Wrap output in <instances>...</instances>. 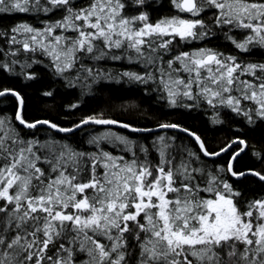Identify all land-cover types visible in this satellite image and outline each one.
<instances>
[{
    "label": "snow or ice",
    "instance_id": "obj_1",
    "mask_svg": "<svg viewBox=\"0 0 264 264\" xmlns=\"http://www.w3.org/2000/svg\"><path fill=\"white\" fill-rule=\"evenodd\" d=\"M162 7L0 0L20 16L0 27V264H264V167L243 163L264 165V0ZM102 83L135 86L132 118L71 119ZM35 85L78 91L68 119L28 113ZM192 112L231 134L169 118Z\"/></svg>",
    "mask_w": 264,
    "mask_h": 264
},
{
    "label": "trees",
    "instance_id": "obj_2",
    "mask_svg": "<svg viewBox=\"0 0 264 264\" xmlns=\"http://www.w3.org/2000/svg\"><path fill=\"white\" fill-rule=\"evenodd\" d=\"M159 3L162 4L163 7L153 13L154 19L159 18L162 15L171 14L168 11L169 0H159ZM19 18V15L0 14V27L12 25L17 22ZM8 83L17 84L18 82L9 81ZM47 87L48 86L46 85H35L26 89V91L30 93L28 97V113L40 117H50L54 120L64 121L68 119L66 114L67 110L63 106L67 105L69 102H74L77 98L78 91L60 88L59 93H57L54 98H51L42 95ZM52 87H59V85H54ZM97 88L98 90L94 93V98L86 99V106H82L80 112L75 113L71 119H75L92 110H103L120 119L132 118L130 116H121V109L119 106L121 104L131 103L132 101L139 102L140 96L135 86L102 83L101 85H98ZM129 89H131V91H129ZM144 107H147V104H145ZM2 112H11V108L8 106L7 101L0 102V113ZM134 115H138V113H134ZM169 118L183 120L186 125L193 126L195 130L200 132L206 139L213 143H220L231 134L228 131V125L213 126L207 116L196 112L188 114L177 113ZM117 130L127 131L124 129ZM252 144L257 150L264 146V141L260 140L259 133L254 134L252 137ZM243 163H247L249 166L256 168L264 167V165L257 161L255 157L251 156V153H249V157H247ZM245 183L250 195L253 194L254 191H258L259 186L252 178H249Z\"/></svg>",
    "mask_w": 264,
    "mask_h": 264
}]
</instances>
